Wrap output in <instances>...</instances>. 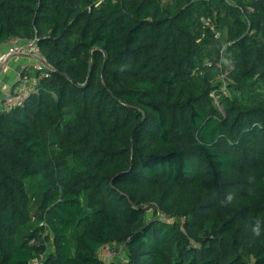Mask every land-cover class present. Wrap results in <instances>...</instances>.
<instances>
[{
    "label": "trees",
    "instance_id": "16d2710c",
    "mask_svg": "<svg viewBox=\"0 0 264 264\" xmlns=\"http://www.w3.org/2000/svg\"><path fill=\"white\" fill-rule=\"evenodd\" d=\"M13 37L54 70L0 101V264H264V0H0Z\"/></svg>",
    "mask_w": 264,
    "mask_h": 264
},
{
    "label": "built area",
    "instance_id": "2783aa9c",
    "mask_svg": "<svg viewBox=\"0 0 264 264\" xmlns=\"http://www.w3.org/2000/svg\"><path fill=\"white\" fill-rule=\"evenodd\" d=\"M37 41L38 37L29 39L13 37L11 38V41H6V44H9V48L5 52H2L0 49V69L6 67L10 59L14 56L23 55L30 60V63L23 66L22 72L17 77V82L20 84L17 89V93L9 95L2 104V106L6 109H10L15 105H22L29 93L34 90V86L30 83V76L22 75L27 67H34L36 70L41 72V76L46 77H49L50 73L54 70L53 65L49 63L42 54ZM122 250V245H120V250L108 244L104 245L101 251H107L105 259L106 264H112L117 257L124 260L125 257L121 255ZM35 264H44V262L42 259L36 258Z\"/></svg>",
    "mask_w": 264,
    "mask_h": 264
},
{
    "label": "crops",
    "instance_id": "0c3cea01",
    "mask_svg": "<svg viewBox=\"0 0 264 264\" xmlns=\"http://www.w3.org/2000/svg\"><path fill=\"white\" fill-rule=\"evenodd\" d=\"M9 48V44L3 43L0 46L2 52ZM30 63V60L23 55L14 56L10 59L7 66L0 69V101L9 96L15 86L16 78L23 70V66ZM10 88V90H8Z\"/></svg>",
    "mask_w": 264,
    "mask_h": 264
},
{
    "label": "clouds",
    "instance_id": "9594fccd",
    "mask_svg": "<svg viewBox=\"0 0 264 264\" xmlns=\"http://www.w3.org/2000/svg\"><path fill=\"white\" fill-rule=\"evenodd\" d=\"M247 184L249 185L247 189L248 196L250 198H255L256 196V185L258 183L257 176L255 173H251L247 176ZM215 198V194H213ZM236 200V196L232 192H228L220 199L219 203L222 207H228L233 204ZM249 230L253 238H264V219L257 217L254 219L249 226Z\"/></svg>",
    "mask_w": 264,
    "mask_h": 264
},
{
    "label": "rangeland",
    "instance_id": "374dc122",
    "mask_svg": "<svg viewBox=\"0 0 264 264\" xmlns=\"http://www.w3.org/2000/svg\"><path fill=\"white\" fill-rule=\"evenodd\" d=\"M8 41H11V39L10 40H8ZM18 77V76H17ZM8 90H10V88L8 89ZM217 102V107L222 111V106H220L219 105V103H218V101H216ZM121 255H123L124 257H126V255H127V253H126V251H125V249L123 248V250H122V254ZM100 256H101V258H103V259H106V256H107V251H101L100 252ZM116 259V258H115Z\"/></svg>",
    "mask_w": 264,
    "mask_h": 264
}]
</instances>
